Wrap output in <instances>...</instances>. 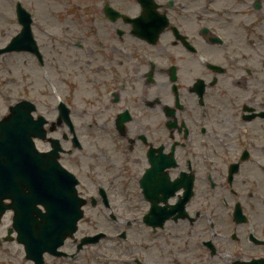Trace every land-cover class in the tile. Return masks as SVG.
<instances>
[{
  "label": "flooded vegetation",
  "instance_id": "obj_1",
  "mask_svg": "<svg viewBox=\"0 0 264 264\" xmlns=\"http://www.w3.org/2000/svg\"><path fill=\"white\" fill-rule=\"evenodd\" d=\"M117 1V10L131 20L144 13L138 0ZM146 7L151 11L144 27L159 22L162 28L168 23L156 42L155 35L144 39L134 35L142 25L134 28L123 19L106 20L103 32L94 31L90 59L80 67L81 75L92 81L96 111L89 128H95L98 137L87 142L85 169L99 171L110 182L135 177L136 186L106 188L111 206L120 208L126 198L134 200L129 193L135 192L134 201L142 206L145 218L151 203L157 202L156 217L166 223L142 234L146 264L262 261L264 243L256 238L264 240V210L257 212L256 204L243 209L252 219V233L247 222H235L234 210L240 198L251 203L264 188L246 189L249 179L240 182L237 175L231 186L228 172L231 166L238 165L241 172L252 164L246 149L251 156H264L254 150L260 142L246 143L248 135L242 133L250 123L264 122L260 117L245 121L264 112L255 91L248 97V90L260 81L259 64L264 61V0H152ZM246 105L253 109L244 111ZM59 131L54 130L52 138L61 134L65 149L61 162L71 172H79L83 166L74 158L73 144ZM223 139L226 144L220 143ZM37 145L44 151L41 142ZM44 145L48 151L49 144ZM245 169L252 172L250 167ZM191 177L194 195L182 212L178 203L185 200V191L172 194L166 187L182 185L181 179ZM19 190L24 188L13 187L0 200V264H32L16 241L19 223L15 219L28 209ZM80 194L95 199L97 211L103 209L98 189H83ZM228 199L235 204L225 208L223 201ZM124 251L130 256L127 248ZM58 262L50 258V264Z\"/></svg>",
  "mask_w": 264,
  "mask_h": 264
},
{
  "label": "rangeland",
  "instance_id": "obj_2",
  "mask_svg": "<svg viewBox=\"0 0 264 264\" xmlns=\"http://www.w3.org/2000/svg\"><path fill=\"white\" fill-rule=\"evenodd\" d=\"M17 0H0V47H4L5 44L9 42V40L15 36L16 33H19L21 31V26L17 23L16 15L14 13V5L16 4ZM23 3L24 6L28 9L29 12L32 13L35 26L33 27V34H35L36 40L39 42V45L42 48V51L46 54V64L48 69H51L50 74L46 73V70L41 69L37 66V63L35 61L33 65L32 59L28 57V55L25 57V54H21L19 56H12V57H19L15 59V62H17L16 69H13L14 74L3 75L1 78L3 80H11L14 83L10 85H6V91L13 92V99L7 100L8 101H17V99L20 97L19 95H22L27 98L32 99V101L36 102L38 104V110L40 114L45 115L49 120H52L55 116V106H56V95L52 92V89L50 88L51 83H53L56 87L58 85V90L60 96H63V98L67 97L69 95V99L74 100L71 103V107L75 108L76 110H81L80 112L74 114V121L77 122L78 131L80 132V140L82 143H84L85 147H88L90 144L86 142H94L93 137L89 136H83L85 132L84 130V124L87 122V118L89 115H85L86 108L89 107L90 112L94 114L95 112V98L93 95V92L87 88V85H85L82 82L81 76L76 75V68L72 67L74 66L72 59L68 56V59L66 61H62L59 56H57L55 53L57 52L60 47L66 45L67 47H70L68 44L60 43V45L53 46V42L49 40L50 38L47 37L48 34H51L52 36L56 35H64L65 34V25L63 22H61V15L63 14V11L74 12V10H69L67 6L64 3H59L58 5L52 0H40L41 2H38L36 0H18ZM219 0H207V2H217ZM62 11V12H60ZM87 22H90L87 20ZM87 26H82L80 31V34L75 33L80 40L85 41L90 37V32L88 31ZM73 33V32H70ZM68 33V34H70ZM80 35H82L80 37ZM84 39H83V38ZM49 38V39H48ZM86 39V40H85ZM88 46V45H87ZM72 51H79L77 48ZM63 52H65L63 50ZM48 62V63H47ZM65 62V63H64ZM62 67V68H61ZM72 67V68H71ZM66 68V70H65ZM75 68V69H74ZM263 70V76L261 77L262 81L264 80V67H261ZM60 72L59 69H62V74L58 75L57 70ZM77 79L79 82H77ZM81 82V83H80ZM74 84L83 85L79 87V92L75 93H69L68 87L70 90H73ZM262 84V83H261ZM262 92V98L264 100V86L261 88H258ZM5 102H2L0 99V113H3L5 111ZM218 109H216V115H220L218 113ZM76 112V111H75ZM85 115V116H84ZM220 117V116H219ZM262 126H264V122L262 123H255L252 128L256 131L258 129H261ZM264 134V132H263ZM264 144V140L262 142V145ZM80 155V154H78ZM81 156V155H80ZM99 173V171H98ZM78 176L82 180V185L88 187L91 183L89 178L87 179L86 176H84L81 172L78 173ZM264 176V173H263ZM262 176V177H263ZM250 177H253L254 180H251ZM243 179H250L248 181V184L245 183V188H249L252 183L254 184L255 190L263 189L262 186V179L258 172H253L251 174H246V176L238 177L237 180L240 182H245ZM109 178L106 177L107 184L109 182ZM98 181L102 182V176L98 177ZM103 183V182H102ZM104 184V183H103ZM243 185V183H242ZM93 186H95L93 184ZM253 187V188H254ZM263 192V191H262ZM261 205L260 198H255L251 201V203H248V205ZM122 207V211L125 213L127 212L126 203L120 205ZM137 208V207H135ZM88 225H85L83 227V230L87 232H94L98 230H105L106 227L104 226H92V222L94 219H96L93 215H95L96 211L89 212ZM131 216V215H128ZM137 217V215H134ZM142 231L139 225H135L130 231H129V238L130 240H133L134 243L139 244L138 240V231ZM105 245L102 246L101 252L108 254V259L112 256V252H110L111 244L106 241L104 242ZM86 254L84 255V257ZM138 257V256H136Z\"/></svg>",
  "mask_w": 264,
  "mask_h": 264
},
{
  "label": "water",
  "instance_id": "obj_3",
  "mask_svg": "<svg viewBox=\"0 0 264 264\" xmlns=\"http://www.w3.org/2000/svg\"><path fill=\"white\" fill-rule=\"evenodd\" d=\"M14 49H29L34 51L35 53H37V46L35 45L33 39H32V34H30V26L29 24L26 25V29L23 32V34L17 38L15 45H14ZM12 50V48L7 49V51ZM10 121H13L15 124H18L19 127L14 130L12 127H8V129H6L4 132L8 133V132H12L11 133V137H13L14 139H16L18 141L19 139V143H17L14 147L16 149H11L10 151L8 150V147H5V151H4V155L8 156L9 154L14 155V154H21V156H24L26 153H29L30 151L28 150V134L27 132L30 130V126H29V118H28V112L22 111L18 114V116H14ZM41 123H43V121L41 120ZM21 131V132H20ZM24 132V134H23ZM28 155V154H27ZM25 163V160H23L22 165ZM34 165L32 160H29L26 164H25V168L27 169H31L32 166ZM61 186L64 188V191L68 190L67 188V182L64 180V178H62L61 180ZM61 196V195H60ZM70 197V195H68V193L63 194L61 197L62 199L65 201L67 200V197ZM58 200L61 199L60 197L57 198ZM82 203H80L79 205H77V203L75 204L74 209H72L71 211L64 208V209H60L59 210H54L52 212V214L49 216L48 222L50 225L49 228L46 227L44 229L41 230H35V233H40L41 237H36L35 238V245L37 247H41V246H45L43 247V251L47 250L48 248V242H49V232L50 233H54L56 235L57 238V234L60 233L62 238H64L65 236H68L69 234H72L73 231L75 230L76 224L79 221V218L82 217L83 212L81 209ZM60 224V228L59 230L55 231L52 228L57 227V225ZM55 238V240H56ZM54 240V241H55ZM52 241V242H54ZM38 249V248H37Z\"/></svg>",
  "mask_w": 264,
  "mask_h": 264
}]
</instances>
